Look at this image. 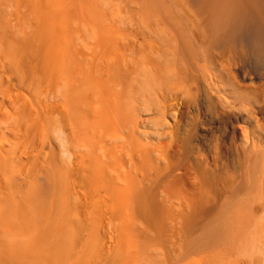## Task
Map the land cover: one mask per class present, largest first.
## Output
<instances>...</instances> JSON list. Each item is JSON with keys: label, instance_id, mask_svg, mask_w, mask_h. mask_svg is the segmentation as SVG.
<instances>
[{"label": "bare ground", "instance_id": "1", "mask_svg": "<svg viewBox=\"0 0 264 264\" xmlns=\"http://www.w3.org/2000/svg\"><path fill=\"white\" fill-rule=\"evenodd\" d=\"M174 1L139 0L148 30L124 49L97 28L90 52L81 53L77 29L58 23L64 0H39L35 42L0 27V264H84L91 251L87 263L99 264L116 250L123 263L144 264L137 252L147 242L127 228L161 171L138 137L145 82L165 106L194 73L247 121L255 107L264 110V0H183L188 8L178 11ZM239 74L258 79L250 92L241 91ZM242 133L255 157L246 155L241 172L228 170L211 186L201 171L199 194L178 198L199 206L197 215L212 203L188 242L213 243L214 264H264V157L254 140L264 126Z\"/></svg>", "mask_w": 264, "mask_h": 264}, {"label": "rangeland", "instance_id": "2", "mask_svg": "<svg viewBox=\"0 0 264 264\" xmlns=\"http://www.w3.org/2000/svg\"><path fill=\"white\" fill-rule=\"evenodd\" d=\"M48 1L42 0L41 3ZM166 1H172L173 5L174 0ZM176 1L178 5H174L175 10H187L188 6L183 0ZM36 5H39V0H21L19 4L16 0H0V27L10 25L15 31L14 37L21 42L37 41L36 35L40 30L35 27V20L33 22ZM56 8L64 10L65 14V18L58 23L77 29L75 39L81 53L90 52L89 47L99 35L97 28L107 29L120 49H124L128 42L133 43V39L136 42L133 33H138L137 37L142 39V33L148 30L149 21L140 8L139 0H64L63 6L56 5ZM36 17L39 19L38 15ZM141 58L142 56L137 59L139 67L144 66L140 64L143 61ZM142 77L145 78V75ZM188 79L189 89L184 88L183 91L170 95L165 106L152 92L154 90L150 80L145 82L146 88L141 93L143 107L138 137L149 142L153 163L156 165L159 158L161 167L160 174L148 181L147 197L137 204L128 222L129 233L136 239L140 234L139 240L143 245L147 242L143 250L137 252L144 264H214L213 243L190 248L188 242L197 236L202 222L210 217L212 203L206 204L197 215L196 209L199 206H189L185 203L187 200L178 198H194L199 194V179L204 171L203 179L211 186H214L216 176L222 180L227 177L228 170L240 173L247 162L246 155L250 153L255 157V151L251 149L252 141L248 139L249 143L246 142L243 130L252 136L257 123L264 126L263 107H255L252 120L247 121L235 108L225 107L221 96L211 92L200 76L193 73ZM238 81L243 93L250 92L249 87L258 83L253 74H239ZM254 140L259 142V154L256 156L263 160L264 138L255 137ZM155 147L161 148L162 152L154 150ZM216 160L219 166L215 170ZM223 185L222 181L218 182L220 189ZM163 192L172 199L162 200ZM182 206L184 214H181ZM101 208L104 212L108 206ZM91 216L94 217L91 214L89 222L92 221ZM119 222L116 220L113 223L114 239H117L114 230L119 228ZM117 244L122 249L128 247L127 241ZM116 251L99 264H126ZM92 255L91 251L89 258ZM89 258L81 262L88 264Z\"/></svg>", "mask_w": 264, "mask_h": 264}]
</instances>
